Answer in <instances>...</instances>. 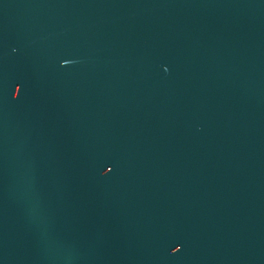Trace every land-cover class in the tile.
Returning <instances> with one entry per match:
<instances>
[{"label": "water", "instance_id": "95a60500", "mask_svg": "<svg viewBox=\"0 0 264 264\" xmlns=\"http://www.w3.org/2000/svg\"><path fill=\"white\" fill-rule=\"evenodd\" d=\"M0 264H264V0H0Z\"/></svg>", "mask_w": 264, "mask_h": 264}, {"label": "snow or ice", "instance_id": "6c2138e0", "mask_svg": "<svg viewBox=\"0 0 264 264\" xmlns=\"http://www.w3.org/2000/svg\"><path fill=\"white\" fill-rule=\"evenodd\" d=\"M17 91H19V89H17ZM111 171H112V169L111 168H108L107 171L105 172V174H107V172H111ZM178 251H180L179 248H174L173 249V252H178Z\"/></svg>", "mask_w": 264, "mask_h": 264}]
</instances>
